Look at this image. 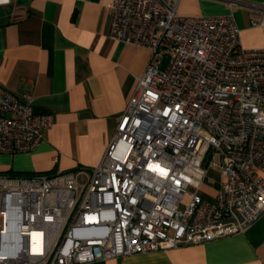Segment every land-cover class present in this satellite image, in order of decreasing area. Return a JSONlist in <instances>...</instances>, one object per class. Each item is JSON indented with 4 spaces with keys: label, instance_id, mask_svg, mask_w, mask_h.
<instances>
[{
    "label": "built area",
    "instance_id": "2783aa9c",
    "mask_svg": "<svg viewBox=\"0 0 264 264\" xmlns=\"http://www.w3.org/2000/svg\"><path fill=\"white\" fill-rule=\"evenodd\" d=\"M180 1L112 0L109 39L150 61L99 166L0 174V264L166 252L243 234L264 214V48L242 46L233 15L181 16ZM33 107L0 85V154L38 149L55 122ZM209 168L223 177L214 201L201 192Z\"/></svg>",
    "mask_w": 264,
    "mask_h": 264
},
{
    "label": "crops",
    "instance_id": "0c3cea01",
    "mask_svg": "<svg viewBox=\"0 0 264 264\" xmlns=\"http://www.w3.org/2000/svg\"><path fill=\"white\" fill-rule=\"evenodd\" d=\"M110 3L0 2V85L19 96L31 94L33 109L55 122L34 152L0 154V174L53 175L99 166L151 58L147 48L109 39ZM177 14L233 15L242 46L264 48V0H181ZM253 20L263 25L254 27ZM222 181L220 170L209 168L203 197L214 201ZM92 264H264V214L243 234Z\"/></svg>",
    "mask_w": 264,
    "mask_h": 264
},
{
    "label": "water",
    "instance_id": "95a60500",
    "mask_svg": "<svg viewBox=\"0 0 264 264\" xmlns=\"http://www.w3.org/2000/svg\"><path fill=\"white\" fill-rule=\"evenodd\" d=\"M169 61H170V58H169V57H166V58L164 59L163 63L160 65V66H161V67H160V70H161V71H165V70H166V68H167V66H168V64H169Z\"/></svg>",
    "mask_w": 264,
    "mask_h": 264
},
{
    "label": "rangeland",
    "instance_id": "374dc122",
    "mask_svg": "<svg viewBox=\"0 0 264 264\" xmlns=\"http://www.w3.org/2000/svg\"><path fill=\"white\" fill-rule=\"evenodd\" d=\"M208 160H210V158L208 157ZM208 162V161H207Z\"/></svg>",
    "mask_w": 264,
    "mask_h": 264
},
{
    "label": "bare ground",
    "instance_id": "6f19581e",
    "mask_svg": "<svg viewBox=\"0 0 264 264\" xmlns=\"http://www.w3.org/2000/svg\"><path fill=\"white\" fill-rule=\"evenodd\" d=\"M2 0H0V2H1ZM4 1V0H3Z\"/></svg>",
    "mask_w": 264,
    "mask_h": 264
}]
</instances>
